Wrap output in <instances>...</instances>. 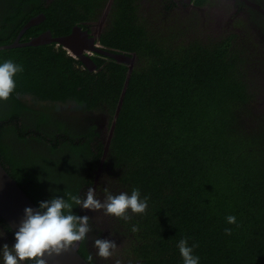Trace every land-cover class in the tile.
I'll return each instance as SVG.
<instances>
[{
    "label": "trees",
    "instance_id": "trees-1",
    "mask_svg": "<svg viewBox=\"0 0 264 264\" xmlns=\"http://www.w3.org/2000/svg\"><path fill=\"white\" fill-rule=\"evenodd\" d=\"M95 6L56 2L36 10L45 19L32 30L63 36L89 21ZM134 7L114 0L113 30L99 39L136 55L130 73L108 58H93L89 72L53 44L0 50V61L23 67L13 94L0 101V133L8 139L0 162L36 207V187L69 199L96 185L98 170L114 195L138 188L148 197L146 212L108 227L122 244L114 254L121 264L125 255L132 264H183L182 238L197 245L200 264H264V110L246 96L229 40L191 45L174 32L156 40ZM50 103L62 105L64 116L74 106L77 130L54 117ZM96 114L106 119L101 136L89 123ZM229 215L239 227L227 223Z\"/></svg>",
    "mask_w": 264,
    "mask_h": 264
},
{
    "label": "flooded vegetation",
    "instance_id": "flooded-vegetation-1",
    "mask_svg": "<svg viewBox=\"0 0 264 264\" xmlns=\"http://www.w3.org/2000/svg\"><path fill=\"white\" fill-rule=\"evenodd\" d=\"M59 1L62 0H0V23H2V26L0 25V41L5 43L3 46H12L10 49L26 48L27 46H23L24 43L48 32V30H42L37 33L36 30H32L41 25L45 19V14L41 11L36 12V10H44ZM93 1L96 6L92 18L87 22L81 23V26H76L80 27L81 30L87 31L91 36H95L97 43L100 44L99 39L103 38L104 34L107 32L113 30V24L115 23V19L113 18L114 0ZM132 2L135 5L134 10L135 15H137L136 17L141 19L145 24L149 36H153L156 40H161L170 36L178 26H181L182 30H176L177 33H174L180 38L182 37L185 39L186 44L192 45L195 41L201 45L210 44L212 46H219L222 42L229 40L230 44L228 51L231 58L228 59L232 60L239 71H241L242 78L240 81L244 85L247 93L246 96H255V106L257 109L264 110V0H191L190 4L184 3L183 0H132ZM37 4L39 6H37ZM39 17L44 18L22 33L24 27L29 24L31 20L35 21ZM5 19L8 20L7 24ZM187 19L190 20V23L185 27L183 21ZM76 26H73L70 32L63 36L69 35ZM27 33L31 34L32 37L26 39ZM51 36L52 38L63 37L61 35L55 37L52 34ZM91 36L90 38H93ZM179 41L180 40H176V44H178ZM52 44L55 45L56 48L61 47L55 42L45 45ZM103 49L110 53L118 52L106 47H103ZM86 55H89L95 66L96 64L93 58H108L96 55L95 53H87ZM108 59L113 60L111 58ZM137 61L138 59L133 62L131 68L125 65L128 71L129 69L132 71L133 67L137 66ZM79 62L81 63V61ZM82 65L89 71L84 64ZM25 101L28 102L27 99H25ZM46 105L50 109L51 114L55 115L54 117L58 120H64V122L70 123L69 125L77 130L78 127L76 125L80 121V115L71 111L74 106L69 107L68 109H70V111L65 114L68 116H64L62 114V111H64L62 105L56 103ZM25 123L32 126L29 118L25 119ZM89 123L96 127L95 130L100 136L102 133H105L106 119H104V116L96 114L92 122ZM9 137H11V135H9ZM4 139L8 141L5 133H0V142H3ZM102 141L104 144L107 143V139H103ZM0 159L2 160L5 158L1 156ZM6 168L10 170L8 166H6ZM100 179V170H98L94 179L96 185L93 186V189L96 190L97 197L103 200V189L107 186ZM99 184H102L101 189H99L100 192L97 190V185ZM50 191V188H44L42 186L36 187V194H34L32 198L35 200L36 204H39V202L48 200L54 196L50 194ZM86 192L87 189H82L78 196L83 198ZM100 211H82L79 208L73 209L76 215H88L90 217L89 225L92 230L85 241L78 243L79 254L86 258L89 254L95 257L93 241L97 238L110 239V230L108 227L116 221L117 223L120 222L119 220H115L117 218L105 215L103 210ZM0 236H4L3 239H0V245L8 244L9 247H11L14 243V234L1 218ZM95 264H112V262H110V259L103 260L96 258Z\"/></svg>",
    "mask_w": 264,
    "mask_h": 264
},
{
    "label": "clouds",
    "instance_id": "clouds-1",
    "mask_svg": "<svg viewBox=\"0 0 264 264\" xmlns=\"http://www.w3.org/2000/svg\"><path fill=\"white\" fill-rule=\"evenodd\" d=\"M22 71V65L13 60L0 61V101L8 100L13 94L16 89L15 77ZM103 194L104 199L101 200L96 190L89 187L83 198L70 195L69 199H65L54 195L39 202L35 209L26 207L23 219L14 233L12 246L0 245V264H48V257L59 256L85 241L92 230L90 217L74 214L75 208L82 211L103 210L105 215L125 221L130 219V213L143 215L148 208V197H142L138 188H134L130 194L121 192L114 195L105 187ZM226 220L229 225L239 227L235 216L229 215ZM131 231L136 233L139 227L134 225ZM231 232L230 228L225 229L226 235L230 236ZM3 238L0 236V239ZM176 246L183 264H200V257L194 253L196 244L189 245L188 239L182 238ZM93 247L95 257L89 254L87 264H95L96 258L111 259L118 248L113 240L99 238L93 241Z\"/></svg>",
    "mask_w": 264,
    "mask_h": 264
},
{
    "label": "water",
    "instance_id": "water-1",
    "mask_svg": "<svg viewBox=\"0 0 264 264\" xmlns=\"http://www.w3.org/2000/svg\"><path fill=\"white\" fill-rule=\"evenodd\" d=\"M183 2L190 4L191 0H183ZM43 18L44 17H39L35 21L31 20L32 22L30 21L29 24L24 27L22 33L31 26L37 24V22ZM90 36L91 35L87 31L81 30L80 27L76 26L72 29L69 35L60 38H52L51 33L48 31L34 39L29 40L24 43L23 46L35 47L55 42L61 46L69 56L81 61V63L84 64L90 72L95 71L96 66L92 62L89 55H86L87 53H95L99 56L111 58L116 61V63L128 65L129 68H131V65L136 60L135 54L126 55L120 51L114 53H110L108 51L106 52L103 49V46L97 43L95 36H91L93 38H90ZM11 47L0 46V50L10 49ZM119 108L120 103L116 110L117 113ZM113 191L115 192V189ZM114 192L112 193L114 194ZM26 207L35 209L36 205L28 198L24 191L18 186L16 181L11 178L4 165L0 162V218L13 234L23 219V211ZM112 238L110 239L113 240L114 238ZM47 259L48 264H87V258L78 252V244H76L73 248H70L67 252H63L59 256L53 255ZM110 262H112V264H121L120 260L117 257L114 258V256L110 259Z\"/></svg>",
    "mask_w": 264,
    "mask_h": 264
},
{
    "label": "rangeland",
    "instance_id": "rangeland-1",
    "mask_svg": "<svg viewBox=\"0 0 264 264\" xmlns=\"http://www.w3.org/2000/svg\"><path fill=\"white\" fill-rule=\"evenodd\" d=\"M183 23L185 24V27H186V25L188 24V23H190V20H185V21H183ZM181 31L182 30V27L181 26H178V27H176L175 29H174V32H176L177 33V31ZM203 44H204V42H203ZM101 212V211H100ZM100 212H99V214H100ZM106 224H107V222H106ZM109 238H112V237H109ZM113 239V238H112ZM115 239V240H114ZM113 239V241L116 243V245H117V250L122 246V244H119L118 243V241L120 240V239H117V238H114ZM116 250V251H117ZM132 259H134V256L133 255H125L124 257H123V262H124V264H132Z\"/></svg>",
    "mask_w": 264,
    "mask_h": 264
},
{
    "label": "bare ground",
    "instance_id": "bare-ground-1",
    "mask_svg": "<svg viewBox=\"0 0 264 264\" xmlns=\"http://www.w3.org/2000/svg\"><path fill=\"white\" fill-rule=\"evenodd\" d=\"M89 54V53H88Z\"/></svg>",
    "mask_w": 264,
    "mask_h": 264
}]
</instances>
